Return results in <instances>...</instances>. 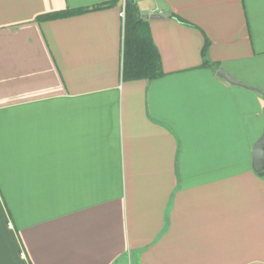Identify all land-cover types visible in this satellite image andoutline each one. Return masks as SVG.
I'll return each instance as SVG.
<instances>
[{
    "label": "crops",
    "instance_id": "obj_1",
    "mask_svg": "<svg viewBox=\"0 0 264 264\" xmlns=\"http://www.w3.org/2000/svg\"><path fill=\"white\" fill-rule=\"evenodd\" d=\"M136 3L155 79L123 0H0V264H264V0Z\"/></svg>",
    "mask_w": 264,
    "mask_h": 264
},
{
    "label": "trees",
    "instance_id": "obj_2",
    "mask_svg": "<svg viewBox=\"0 0 264 264\" xmlns=\"http://www.w3.org/2000/svg\"><path fill=\"white\" fill-rule=\"evenodd\" d=\"M97 8H102L101 6ZM89 9L78 11H66L44 15L40 20H50L74 13H83ZM125 49L124 71L125 80L155 79L162 75L161 58L157 48L147 36L145 19L139 14L136 0H126L125 6ZM209 42L207 41L203 51L204 65L214 66L206 56Z\"/></svg>",
    "mask_w": 264,
    "mask_h": 264
},
{
    "label": "water",
    "instance_id": "obj_3",
    "mask_svg": "<svg viewBox=\"0 0 264 264\" xmlns=\"http://www.w3.org/2000/svg\"><path fill=\"white\" fill-rule=\"evenodd\" d=\"M144 18L158 19V18H169L170 15L163 13H153L143 15ZM218 74L223 77L225 80L232 84L249 87L240 80L233 78L225 68H219ZM250 88V87H249ZM253 169L256 173H261L264 171V132L262 136L258 139L253 147Z\"/></svg>",
    "mask_w": 264,
    "mask_h": 264
},
{
    "label": "built area",
    "instance_id": "obj_4",
    "mask_svg": "<svg viewBox=\"0 0 264 264\" xmlns=\"http://www.w3.org/2000/svg\"><path fill=\"white\" fill-rule=\"evenodd\" d=\"M125 6H126V0H123V11H122V16L125 15Z\"/></svg>",
    "mask_w": 264,
    "mask_h": 264
}]
</instances>
